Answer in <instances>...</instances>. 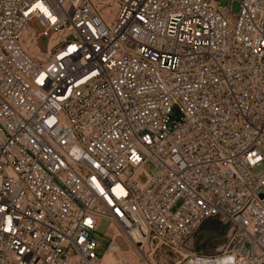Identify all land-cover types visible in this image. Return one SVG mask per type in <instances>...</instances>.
Listing matches in <instances>:
<instances>
[{
	"label": "built area",
	"instance_id": "2783aa9c",
	"mask_svg": "<svg viewBox=\"0 0 264 264\" xmlns=\"http://www.w3.org/2000/svg\"><path fill=\"white\" fill-rule=\"evenodd\" d=\"M232 1L0 0V264H102L108 220L136 264H264V0Z\"/></svg>",
	"mask_w": 264,
	"mask_h": 264
},
{
	"label": "rangeland",
	"instance_id": "374dc122",
	"mask_svg": "<svg viewBox=\"0 0 264 264\" xmlns=\"http://www.w3.org/2000/svg\"><path fill=\"white\" fill-rule=\"evenodd\" d=\"M222 6L230 7V11L233 15H236L239 10L238 3L236 1L230 2V0H216ZM36 31L41 32L42 26L36 20L32 23ZM47 38L45 36H40L37 38V42L41 47H44L46 44ZM260 168L257 167L256 170ZM147 171L152 174L154 172V167L150 164H147ZM119 233V234H117ZM117 234V235H116ZM91 235L100 241V249L97 253L102 257L103 253L110 247L113 243L117 249L113 250V258L119 262H127L131 264H136L141 262L140 253H143V249L138 250V246L142 245L137 243L134 239L127 237L126 232L121 229V227L114 221H102L99 227L96 230L91 231ZM199 238V235L197 236ZM200 239V238H199ZM149 244V241H148ZM139 251V252H138ZM138 252V253H137ZM156 255L153 257L156 259L158 264H173L177 259V255L165 252L163 249L157 248L155 250ZM159 254L161 257L159 258Z\"/></svg>",
	"mask_w": 264,
	"mask_h": 264
},
{
	"label": "bare ground",
	"instance_id": "6f19581e",
	"mask_svg": "<svg viewBox=\"0 0 264 264\" xmlns=\"http://www.w3.org/2000/svg\"><path fill=\"white\" fill-rule=\"evenodd\" d=\"M113 7H114V5H113ZM26 40H27V43H28V36L27 35H26ZM40 52L45 53V49H41L40 48L39 51H37L36 48H33V53L34 54L37 53V55H38ZM117 234H119V233H117ZM126 236L134 239V241L137 242V243L144 242L143 236L139 232H137L135 230H129L128 232L126 231ZM115 249H117V247L112 243L110 245V247L103 253V255L101 257V263L102 264H119V263H121V262L115 260V258H113V250H115ZM137 249L138 250L143 249V244L139 245ZM141 254L143 255L142 252L140 253V255Z\"/></svg>",
	"mask_w": 264,
	"mask_h": 264
}]
</instances>
